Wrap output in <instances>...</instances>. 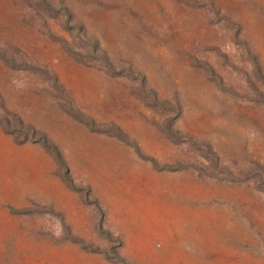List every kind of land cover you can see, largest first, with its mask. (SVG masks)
I'll use <instances>...</instances> for the list:
<instances>
[{
	"label": "rangeland",
	"instance_id": "rangeland-1",
	"mask_svg": "<svg viewBox=\"0 0 264 264\" xmlns=\"http://www.w3.org/2000/svg\"><path fill=\"white\" fill-rule=\"evenodd\" d=\"M0 264H264V0H0Z\"/></svg>",
	"mask_w": 264,
	"mask_h": 264
},
{
	"label": "trees",
	"instance_id": "trees-1",
	"mask_svg": "<svg viewBox=\"0 0 264 264\" xmlns=\"http://www.w3.org/2000/svg\"><path fill=\"white\" fill-rule=\"evenodd\" d=\"M38 2H39L40 5H43L45 7L47 6V0H38ZM76 47L78 48V45H76ZM80 48H84V46L81 44V47ZM43 143L50 145V143H47L46 141H43Z\"/></svg>",
	"mask_w": 264,
	"mask_h": 264
}]
</instances>
